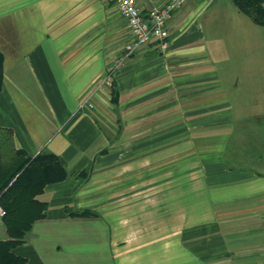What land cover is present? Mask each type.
I'll use <instances>...</instances> for the list:
<instances>
[{
	"label": "crops",
	"instance_id": "0c3cea01",
	"mask_svg": "<svg viewBox=\"0 0 264 264\" xmlns=\"http://www.w3.org/2000/svg\"><path fill=\"white\" fill-rule=\"evenodd\" d=\"M135 1L147 14L170 0ZM258 27L233 0H188L167 22L166 50L148 44L116 69L131 33L113 0H0V128L68 172L45 187V217L14 254L27 264H264ZM226 49L231 59L217 53Z\"/></svg>",
	"mask_w": 264,
	"mask_h": 264
},
{
	"label": "trees",
	"instance_id": "16d2710c",
	"mask_svg": "<svg viewBox=\"0 0 264 264\" xmlns=\"http://www.w3.org/2000/svg\"><path fill=\"white\" fill-rule=\"evenodd\" d=\"M254 24L264 27V0H233ZM3 54L0 51V90L3 84ZM63 160L42 151L29 157L14 144L13 131L0 128V205L9 239L0 241V264H27L13 252L27 242L34 223L44 219L46 203L39 197L47 185L66 179ZM92 215L87 213L86 216ZM84 216V214H82Z\"/></svg>",
	"mask_w": 264,
	"mask_h": 264
},
{
	"label": "built area",
	"instance_id": "2783aa9c",
	"mask_svg": "<svg viewBox=\"0 0 264 264\" xmlns=\"http://www.w3.org/2000/svg\"><path fill=\"white\" fill-rule=\"evenodd\" d=\"M121 17L126 21L131 33V40L124 47V55L116 63V69L120 68L125 60L139 51L142 47L157 42L161 50L168 47L169 31L167 22L173 13L180 9L188 0H170L164 7L143 14L135 0H113ZM206 1V0H204ZM105 85L111 86L110 80L104 81ZM82 108L92 110L94 105L85 101ZM5 212L0 205V218Z\"/></svg>",
	"mask_w": 264,
	"mask_h": 264
},
{
	"label": "rangeland",
	"instance_id": "374dc122",
	"mask_svg": "<svg viewBox=\"0 0 264 264\" xmlns=\"http://www.w3.org/2000/svg\"><path fill=\"white\" fill-rule=\"evenodd\" d=\"M259 29V32L261 33V39H262V41H263V50H264V27H258ZM217 53H219V54H221L222 53V55H220V57L221 56H223V55H225V58L227 59V58H229V59H231V57H230V55H231V52L228 50V49H226V50H217ZM232 56V55H231ZM220 67H221V69H223V64H220L219 65ZM231 76V75H230ZM232 77V76H231ZM230 83H232V80H231V78H230ZM232 85H234V86H236L235 88V90H237L238 91V87H237V81L235 80V81H233V83H232Z\"/></svg>",
	"mask_w": 264,
	"mask_h": 264
}]
</instances>
